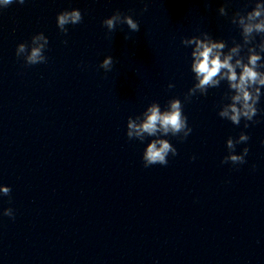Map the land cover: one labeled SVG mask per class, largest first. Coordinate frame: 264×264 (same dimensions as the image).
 I'll list each match as a JSON object with an SVG mask.
<instances>
[{
  "label": "water",
  "instance_id": "obj_1",
  "mask_svg": "<svg viewBox=\"0 0 264 264\" xmlns=\"http://www.w3.org/2000/svg\"><path fill=\"white\" fill-rule=\"evenodd\" d=\"M253 7L250 0L0 7V185L11 188L0 194V264H264V87L248 128L218 115L230 102L227 81L185 102L196 82L194 45L181 43L207 32L227 52L243 42L232 15ZM72 9L83 19L64 34L57 14ZM116 11L140 30L120 23L110 32L102 22ZM38 33L49 41L47 62L26 65L17 46ZM106 56L114 61L107 72ZM173 98L192 132L162 137L177 155L146 168L143 152L155 137L130 140L127 120L152 102L163 111ZM241 132L249 140L235 154L247 147L246 163H221L227 139Z\"/></svg>",
  "mask_w": 264,
  "mask_h": 264
},
{
  "label": "clouds",
  "instance_id": "obj_2",
  "mask_svg": "<svg viewBox=\"0 0 264 264\" xmlns=\"http://www.w3.org/2000/svg\"><path fill=\"white\" fill-rule=\"evenodd\" d=\"M13 2L14 0H0V7H7ZM17 2L23 4L25 0H17ZM250 2H254V7L250 11L244 13L237 11L231 17V23L241 30L243 42H234L227 52L224 51L227 47L226 42L213 39L207 32L201 33L202 38L192 36L181 40L185 46L194 45L191 52V71L194 73L196 82L185 94V102H190L197 93L207 95L209 88L219 87L221 81H227L229 91L225 93L224 98L230 102L221 105L218 115L237 126L243 119L245 128L249 127L248 122H257L254 117L260 111L257 104L262 95L261 88L264 87V71H261L264 69V57L261 55L264 53V2L262 0H250ZM218 11L221 16L228 15L226 6H221ZM82 19L79 9L64 10L57 14V27L62 33L67 34L66 25L79 24ZM102 23L110 32L120 23L126 24L132 32L140 30L137 21L130 15L122 16L119 11L104 19ZM257 35L260 36L258 44L254 43ZM125 39L130 37L126 35ZM48 43V38L43 33H38L31 38L30 45L20 43L17 46L16 56L18 58L22 56L26 65L46 63L44 50ZM245 48L247 54L242 55ZM113 62L112 56H106L100 68L106 72L111 71ZM173 87L171 83L168 85L169 89ZM191 132L188 118L183 113V104L178 98L170 99L163 111L158 103L152 102L143 113L135 118L130 116L127 120L126 135L130 140L137 139L143 142L146 137H155L147 144L143 152L142 160L146 168L156 164L166 166L169 154L177 155V149L168 139L162 137L171 135L184 140ZM248 140L249 136L244 132H241L235 140L229 137L226 141L228 155L221 163L231 162L233 165L246 163L245 157L249 149L245 147L240 154H235V148L237 144L246 143ZM253 168H255L254 165ZM0 194L10 196L11 188L0 185ZM3 215L15 218L12 208L4 209Z\"/></svg>",
  "mask_w": 264,
  "mask_h": 264
}]
</instances>
